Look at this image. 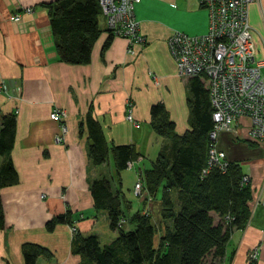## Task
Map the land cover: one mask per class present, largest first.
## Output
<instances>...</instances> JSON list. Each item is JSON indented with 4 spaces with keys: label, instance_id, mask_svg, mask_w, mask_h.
Returning a JSON list of instances; mask_svg holds the SVG:
<instances>
[{
    "label": "crops",
    "instance_id": "obj_1",
    "mask_svg": "<svg viewBox=\"0 0 264 264\" xmlns=\"http://www.w3.org/2000/svg\"><path fill=\"white\" fill-rule=\"evenodd\" d=\"M54 1L0 0V83L4 81L8 88V94L0 92V131L5 116L14 113L17 117L15 146L9 154L0 155V167L9 158L18 174L17 184L0 189L6 221L5 229L0 230V264H26L25 244L40 245L52 252L50 258L40 257L37 264H84L72 250L75 228L84 236H98L101 242L99 217L102 214L109 226L110 221L107 210L95 207L92 184L107 178L111 183L114 180V191L123 192L126 170L119 180L112 157L113 169L110 158L99 166L92 162L87 125L90 113L101 125L109 145H131L140 153L130 169L136 171V183L152 167L145 164L147 160L153 164L165 143L151 127L154 105L165 106L178 133L191 129V78L179 75L168 41L179 30L192 36L207 33L209 14L200 0H149L147 4L142 0L135 14L146 43L133 55L128 39L121 36H113L105 48L110 33L104 19L101 26L105 32L86 65H70L59 59L50 11L43 5ZM15 14L21 15L20 22L12 21ZM176 14L183 20L188 18L190 25L176 26ZM250 22L255 30L256 56L259 53L264 59V0L251 6ZM129 99L134 102L139 128L127 120ZM56 107L66 111L62 123L51 118ZM63 125L67 134L61 144L57 137ZM236 128L235 134L222 133L219 147L230 162L240 163L250 178L252 214L244 230L232 232L226 253L217 262L252 264L250 254L257 248L254 264H264V141L249 137L248 118L241 119ZM108 165L113 180L106 176ZM161 194L162 190L151 196L144 189L136 207L124 193L127 219L142 211L154 222L157 215L164 226L160 237L166 225L161 215ZM67 213L72 226L62 223L48 230L51 220ZM214 216L219 222L220 218ZM124 226L131 225L125 222ZM105 232L109 239L115 237L116 231L108 232L107 228Z\"/></svg>",
    "mask_w": 264,
    "mask_h": 264
},
{
    "label": "trees",
    "instance_id": "obj_2",
    "mask_svg": "<svg viewBox=\"0 0 264 264\" xmlns=\"http://www.w3.org/2000/svg\"><path fill=\"white\" fill-rule=\"evenodd\" d=\"M43 5L50 11L59 59L70 65L89 64L93 49L105 32L101 26L100 1L56 0ZM113 36L110 33L105 48ZM189 104L191 129L184 134L178 133L176 123L163 104L151 109V127L165 143L152 167L141 177L144 189L151 196L162 190L161 215L167 224L159 243L151 215L138 211L127 219L124 193L121 189L114 191L111 181L101 178L92 184L95 207L108 211L110 228L118 232V237L103 246L98 236L76 232L72 250L84 264H219L217 259L225 255L232 232L244 230L248 225L253 189L250 182L243 181L246 175L241 164L229 162L226 171L212 168L204 174L214 121L210 94L200 78H191ZM87 125L93 141L90 146L92 162L99 166L112 157L120 180L128 163L138 160L140 153L131 145H109L101 125L91 113ZM16 136L17 117L14 113L8 114L3 118L0 131V155L13 150ZM17 183V171L8 158L0 167V189ZM174 192L177 202L173 200ZM214 214L220 218L219 222ZM125 221L131 225L127 229L123 225ZM62 223L73 225L70 213L54 218L47 228L53 231ZM5 225L0 194V230L5 229ZM23 254L26 264H37L40 257L52 256L50 250L36 244H25Z\"/></svg>",
    "mask_w": 264,
    "mask_h": 264
},
{
    "label": "built area",
    "instance_id": "obj_3",
    "mask_svg": "<svg viewBox=\"0 0 264 264\" xmlns=\"http://www.w3.org/2000/svg\"><path fill=\"white\" fill-rule=\"evenodd\" d=\"M106 27L114 36L129 41V53L146 43L137 21L135 6L142 0H99ZM260 0H200L208 11L209 28L203 35H188L176 32L169 39V48L176 61L178 73L184 78H200L207 84L213 110L214 127L209 133L208 167L226 171L229 166L227 154L220 149L222 133H236L237 124L243 118L250 120L249 137L264 141V59L256 56L254 29L250 22V8ZM32 12V9H27ZM20 22L21 15L12 16ZM0 92L8 94L6 83H0ZM66 111L56 107L51 118L59 123L64 121ZM127 120L136 127L141 124L134 117V102H127ZM67 127L62 126L58 143L65 142ZM134 161L128 163V168ZM249 183V176H244ZM141 175L135 185V194H143ZM232 218L228 217V220ZM75 233L77 229H74ZM258 249L250 254L257 260Z\"/></svg>",
    "mask_w": 264,
    "mask_h": 264
},
{
    "label": "rangeland",
    "instance_id": "obj_4",
    "mask_svg": "<svg viewBox=\"0 0 264 264\" xmlns=\"http://www.w3.org/2000/svg\"><path fill=\"white\" fill-rule=\"evenodd\" d=\"M147 3H149V0H144V4H147ZM139 5H140V3L139 4H136V6H135V11H136V8L137 7H139ZM172 16H174V15H172ZM176 17H178V21L176 22V23H174L175 25L176 24H178V25H181V24H186V27H188L189 25H190V23H189V19L188 18H184V20L182 19V15H175ZM104 19H105V17H104V15H101V25L102 26H104ZM183 22H182V21ZM177 26V25H176ZM255 31V30H254ZM176 32H181L180 30L179 31H176ZM181 33H183V32H181ZM187 34V33H186ZM257 36H258V39H260L261 37H260V35L259 34H257ZM261 40V39H260ZM258 59H261V56H260V54L258 53ZM158 156H159V154L157 155V158H158ZM156 158V159H157ZM156 159H155V161H156ZM110 164H111V166H112V169H113V167H114V164H112L113 162H112V158H110ZM109 164V165H110ZM145 164H147L148 165V167H150L152 164H151V162L149 161V160H147V163H145ZM109 165L107 166V168H106V176L107 177H109L111 180H113V178L115 177L114 176V173H112V175H110V173H109V169H110V167H109ZM127 171V172H126ZM125 172H124V174H125V179H124V185H123V192L126 194V197L128 198V200H130L131 202H132V204H134V206H138V202H139V199H140V197H142V195H140V196H137L136 194H135V185H136V181H137V175H136V171H134V170H130V169H128V170H126ZM112 184H113V188H114V180L112 181ZM120 187V186H119ZM116 190V189H115ZM143 192H144V189H143ZM173 200L175 201V202H177V193L176 192H174V194H173ZM179 209H178V206H177V211H178ZM105 214H107V212H105V211H103ZM102 212V213H103ZM126 222V221H125ZM125 222H123V223H125ZM154 224L156 225V227H157V230H158V235H157V239L160 237V230L161 229H163V227L164 226H162L163 225V222H161L160 221V218H158V216L157 215H155V220H154ZM167 224V223H166ZM170 224H171V222H170ZM124 225V224H123ZM108 228V232L109 231H113L111 228H110V226H109V224H108V222H107V220L102 216V214L100 215V217H99V222H98V226H97V232L99 233V235L101 236V242H102V245L104 246V244H106V243H110V242H112V241H114L117 237H118V232H116V234H115V237H113V239H109V235L105 232L106 231V229ZM124 228H128L127 226H124ZM158 241V240H157ZM45 258V257H44ZM253 261V260H252ZM251 261V262H252ZM252 263H254V261L252 262Z\"/></svg>",
    "mask_w": 264,
    "mask_h": 264
},
{
    "label": "water",
    "instance_id": "obj_5",
    "mask_svg": "<svg viewBox=\"0 0 264 264\" xmlns=\"http://www.w3.org/2000/svg\"><path fill=\"white\" fill-rule=\"evenodd\" d=\"M90 144L93 145V141H90Z\"/></svg>",
    "mask_w": 264,
    "mask_h": 264
}]
</instances>
